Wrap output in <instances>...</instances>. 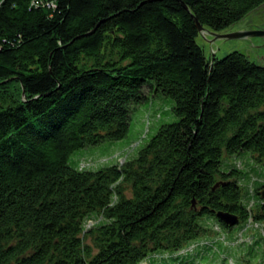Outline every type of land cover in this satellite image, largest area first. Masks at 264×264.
<instances>
[{"label": "trees", "instance_id": "trees-1", "mask_svg": "<svg viewBox=\"0 0 264 264\" xmlns=\"http://www.w3.org/2000/svg\"><path fill=\"white\" fill-rule=\"evenodd\" d=\"M262 7L0 0V264H146L229 231L219 212L245 224L230 248L248 222L264 223V182L243 196L239 166L221 167L244 151L264 166V64L239 50L207 56L193 18L221 33ZM160 96L176 119L133 157L97 169L69 162L124 138L131 114Z\"/></svg>", "mask_w": 264, "mask_h": 264}, {"label": "rangeland", "instance_id": "rangeland-1", "mask_svg": "<svg viewBox=\"0 0 264 264\" xmlns=\"http://www.w3.org/2000/svg\"><path fill=\"white\" fill-rule=\"evenodd\" d=\"M162 103L166 104L165 110L162 108ZM172 104L171 99L161 96L154 99L152 107H149L147 103L140 104L131 114L129 129L124 138L104 141L95 146L76 150L70 155L69 162L72 165L87 162L89 164L88 169H97L116 164L118 161H122L124 157H133L161 124L175 121L176 117L170 109ZM156 111H159V117L155 116ZM231 164L238 165L242 173L238 182L242 188L243 196L250 191L251 187L254 189L264 182V166L255 163L250 152L244 151L235 155H224L222 169L227 170ZM247 224L249 226L247 225L241 232V236L246 240L231 245L232 248L227 246V240L231 238L233 241L235 240L233 236L240 234L241 228H244V222L240 221L229 231L199 235L188 244L202 243V245L192 248L191 251L186 249L179 252L157 250L153 254H149L144 262L146 264H183L185 261H190V264H210L213 259L218 260L219 263L223 259H229V262L226 260L220 264H264V237L261 233V228L264 229V223H259L257 227H255L257 223L254 222ZM222 233L224 234L223 239L221 238ZM197 248L208 249L205 253L206 256H196ZM248 249L253 251V255L247 254Z\"/></svg>", "mask_w": 264, "mask_h": 264}, {"label": "water", "instance_id": "water-1", "mask_svg": "<svg viewBox=\"0 0 264 264\" xmlns=\"http://www.w3.org/2000/svg\"><path fill=\"white\" fill-rule=\"evenodd\" d=\"M193 18L201 35L197 42L207 56L213 54L221 58L231 51L239 50L255 63L264 64V7L221 33L204 28L195 16ZM260 196L264 200V189L260 191ZM217 216L228 226L238 222L234 214L219 212Z\"/></svg>", "mask_w": 264, "mask_h": 264}]
</instances>
